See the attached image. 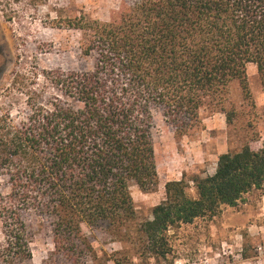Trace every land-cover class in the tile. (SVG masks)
<instances>
[{
  "label": "trees",
  "instance_id": "1",
  "mask_svg": "<svg viewBox=\"0 0 264 264\" xmlns=\"http://www.w3.org/2000/svg\"><path fill=\"white\" fill-rule=\"evenodd\" d=\"M71 24V23H70ZM89 71L48 78L63 100L27 103L26 118L0 127V264H31V215L46 222L53 251L42 264H86L93 247L129 238L135 212L129 187L158 185L152 111L176 138L222 107L231 83L249 99L246 66L264 87V0H122L108 22L77 20ZM69 101V103L67 102ZM1 118V117H0ZM164 185V199L134 232L142 252L164 258L166 233L212 217L264 185V140L217 157L212 175ZM115 264H120L116 261Z\"/></svg>",
  "mask_w": 264,
  "mask_h": 264
},
{
  "label": "rangeland",
  "instance_id": "2",
  "mask_svg": "<svg viewBox=\"0 0 264 264\" xmlns=\"http://www.w3.org/2000/svg\"><path fill=\"white\" fill-rule=\"evenodd\" d=\"M121 1L0 0L1 133L25 120L28 102L47 107L49 102L63 100L48 80L51 73L92 69V58L80 51L84 36L71 25L77 20L108 22ZM246 79L249 99L242 97L235 82L224 95L222 107L234 112L230 125L222 111L203 109L199 125L176 138L162 115L152 111L156 190L143 193L135 185L129 187L135 212L129 238L106 245L94 241L97 258L86 264H264V185L243 195L235 207L222 206L212 217L168 229L169 252L164 258L142 252L141 238L134 232L164 199L165 183L183 180L187 196L195 198L192 180L212 175L219 155L237 152L245 144L254 149L261 146L264 87L253 65L246 66ZM7 193L0 179V194ZM26 222L31 232V264H42L53 251L50 227L33 215Z\"/></svg>",
  "mask_w": 264,
  "mask_h": 264
}]
</instances>
